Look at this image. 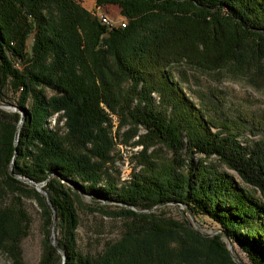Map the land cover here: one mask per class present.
Segmentation results:
<instances>
[{
	"label": "trees",
	"instance_id": "obj_1",
	"mask_svg": "<svg viewBox=\"0 0 264 264\" xmlns=\"http://www.w3.org/2000/svg\"><path fill=\"white\" fill-rule=\"evenodd\" d=\"M96 3L119 6L127 25L110 29L75 0H0V101L25 113L19 129L22 112L0 109V252L22 264L26 213L3 200L34 194L47 231L39 264H237L226 236L264 264V143L242 145V125L204 113L172 74L184 65L249 75L264 59V0ZM55 114L63 128L48 126ZM115 120L125 145L137 137L145 153L162 145L173 157L151 156L122 184L109 168ZM11 169L44 184L48 198ZM82 192L124 221L98 255L78 248ZM168 205L209 217L224 234L206 238L188 219L158 214Z\"/></svg>",
	"mask_w": 264,
	"mask_h": 264
},
{
	"label": "rangeland",
	"instance_id": "obj_2",
	"mask_svg": "<svg viewBox=\"0 0 264 264\" xmlns=\"http://www.w3.org/2000/svg\"><path fill=\"white\" fill-rule=\"evenodd\" d=\"M75 1L93 14L99 12L109 16L117 24L126 22V19L121 15L119 6L99 7L96 0ZM31 44L32 39L29 41V47ZM172 71L174 79L184 89L188 98L204 113L219 118L221 121L230 119L242 125L239 131V142L242 145L264 143V59L250 66L249 75L243 71L238 75L227 70L203 72L189 69L184 65L175 66ZM6 92H9L10 100L14 102L15 94L9 90ZM154 97L158 101L157 95ZM58 117L59 114H55L49 119L48 126L50 128H63L64 121L59 123ZM114 124L112 135L116 145L112 152L113 160L109 168L112 176L119 179L122 184H126L132 179V176L139 173L143 168V162L150 159L151 156L157 154L169 159L173 157L162 145L150 148L145 153L143 146L134 144L138 140L137 137L132 140L131 144L125 145L122 139L116 138L117 120L114 121ZM141 133L144 131L141 130ZM155 151L156 153H153ZM201 158L202 156L199 154L193 156L195 162ZM211 161L221 170L231 174L239 185L247 188L237 173L225 165H220L215 157ZM93 200L91 196L81 193V202L78 203L80 225L77 243L79 250L88 255H98L103 252L106 244L119 240L124 231V221L121 218L106 214V212L118 210V208L106 201ZM3 203L5 206L21 208L26 213L27 234L19 247L22 264H39L44 252V242L47 239L41 200L34 194L21 197L8 194L4 197ZM94 204L101 207L97 211L93 210ZM157 212L178 221L188 219L194 225L183 206L168 205L160 207ZM194 220L204 233L221 230V227L207 216L194 217ZM51 237H57V232L51 230ZM223 240L226 244L228 243L226 238ZM232 250L244 264H252L246 252L239 245L232 243ZM0 264H13V261L5 252H0Z\"/></svg>",
	"mask_w": 264,
	"mask_h": 264
},
{
	"label": "water",
	"instance_id": "obj_3",
	"mask_svg": "<svg viewBox=\"0 0 264 264\" xmlns=\"http://www.w3.org/2000/svg\"><path fill=\"white\" fill-rule=\"evenodd\" d=\"M0 109H2V110H7V111H12V112H16V111H20V112H22V119H21V123H20V125H19V129L24 125V122H25V113H24L22 110H20L16 105H14V104H12V103H9V102H2V101H0ZM11 174H12V176L17 177V178H19L20 180H22V181L26 182L27 184H29L30 186L36 188L40 193L44 194V195L48 198V195L43 191L44 184H37V183H35V182H33V181L29 180V179H25V178H22V177H18V176H16V175L13 173V169H11ZM82 193H83V194H86V193H84V192H82ZM93 201H94V200H93ZM184 208L187 210L188 214L190 215V217H191V219H192V222H193V224H194V225H192V226H193L194 230H195L198 234H200V235H202V236H204V237H206V238H212V237H214V236L217 235V234H224V232H223L222 230H217V231H214L213 233H204V232H202V230H201V229L197 226V224L195 223L194 216H193L192 212H191L189 209H187L185 206H184ZM225 238H226L227 241H228V243H227V244H228V245H227V248L229 249V251H230V253H231V255H232L234 261H235L237 264H244V263L240 260V258H238V257L235 255V253L233 252V250H232V241H231V240L229 239V237H227V236H226Z\"/></svg>",
	"mask_w": 264,
	"mask_h": 264
},
{
	"label": "built area",
	"instance_id": "obj_4",
	"mask_svg": "<svg viewBox=\"0 0 264 264\" xmlns=\"http://www.w3.org/2000/svg\"><path fill=\"white\" fill-rule=\"evenodd\" d=\"M97 19L99 20V22L105 26H107L108 28L112 29V28H124V26L127 25L128 21L126 20V22L124 23H119L117 24L116 22H114L109 16L103 14V13H97V14H94ZM19 65V64H17Z\"/></svg>",
	"mask_w": 264,
	"mask_h": 264
}]
</instances>
